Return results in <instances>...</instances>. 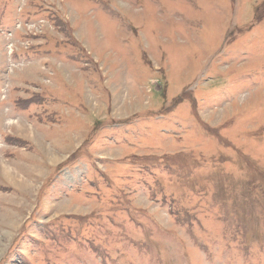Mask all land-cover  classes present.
I'll list each match as a JSON object with an SVG mask.
<instances>
[{"label":"rangeland","instance_id":"obj_1","mask_svg":"<svg viewBox=\"0 0 264 264\" xmlns=\"http://www.w3.org/2000/svg\"><path fill=\"white\" fill-rule=\"evenodd\" d=\"M0 264H264V0H0Z\"/></svg>","mask_w":264,"mask_h":264}]
</instances>
